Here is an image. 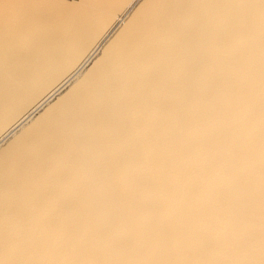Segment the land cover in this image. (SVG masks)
Wrapping results in <instances>:
<instances>
[{"label":"bare ground","instance_id":"obj_1","mask_svg":"<svg viewBox=\"0 0 264 264\" xmlns=\"http://www.w3.org/2000/svg\"><path fill=\"white\" fill-rule=\"evenodd\" d=\"M0 264H264V0H0Z\"/></svg>","mask_w":264,"mask_h":264},{"label":"rangeland","instance_id":"obj_2","mask_svg":"<svg viewBox=\"0 0 264 264\" xmlns=\"http://www.w3.org/2000/svg\"><path fill=\"white\" fill-rule=\"evenodd\" d=\"M53 97H54V96H53ZM53 97H52V98H53ZM52 98H50V100H51Z\"/></svg>","mask_w":264,"mask_h":264}]
</instances>
